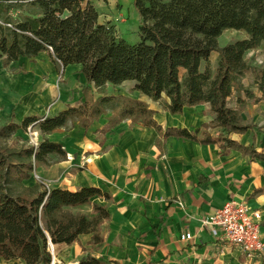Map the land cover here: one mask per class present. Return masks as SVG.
<instances>
[{
  "label": "trees",
  "instance_id": "16d2710c",
  "mask_svg": "<svg viewBox=\"0 0 264 264\" xmlns=\"http://www.w3.org/2000/svg\"><path fill=\"white\" fill-rule=\"evenodd\" d=\"M132 4L140 18L135 44L119 39L109 23H100L88 0H0L3 67L47 53L57 66L79 65L85 79L78 107L66 106L53 117H27L19 124L11 118L0 126L1 260L52 264L49 241L53 246L70 245L79 236L91 235V244L101 242L100 227L109 213L93 200L109 201L108 194L95 187L70 192L25 185L37 168L50 167L53 157L65 160L62 146L45 138L59 128L76 124L87 130L107 116L102 134L129 120L153 128L162 140H192L216 145L222 155L237 151L264 161L254 139L241 145L233 138L256 130L241 120L239 109L245 100H264V67L251 70L250 85L241 83L250 69L246 54L264 46V0H133ZM227 30L245 37L220 47L218 38ZM213 53L218 55L214 72ZM124 82H133L132 91L158 102L170 115L206 104L213 119L201 125V134L199 129L163 130L146 103L105 94L107 85ZM28 128L41 136L36 146L21 138V144L9 143ZM82 208L90 213L76 212ZM75 264L115 263L86 255Z\"/></svg>",
  "mask_w": 264,
  "mask_h": 264
},
{
  "label": "crops",
  "instance_id": "0c3cea01",
  "mask_svg": "<svg viewBox=\"0 0 264 264\" xmlns=\"http://www.w3.org/2000/svg\"><path fill=\"white\" fill-rule=\"evenodd\" d=\"M88 1L99 14L100 23L113 26L119 39L128 44L138 42L140 18L133 0ZM80 69L79 65L57 66L47 53L19 58L7 67L0 58V126L11 118L19 124L27 117H53L66 106L78 107L85 85ZM251 80L252 75L241 83L248 86ZM126 84L132 91L133 82L117 87ZM107 87L112 86L105 90ZM253 92L260 97L255 89ZM114 95L146 103L163 130L199 129L201 134V125L213 119L206 104L170 115L158 102L135 91ZM245 102L246 108L253 103L249 99ZM257 105L259 120L252 124L260 129L233 138L241 145L254 139L257 152L264 154V100ZM106 117L87 130L74 124L45 137L60 144L66 154L65 160L53 157L50 167L35 170L48 189L74 192L95 187L110 197L109 201L93 200L109 213L100 227L101 242L91 244V235H82L70 245H52L60 256L52 264H75L86 255L115 264H264V253L248 257L213 237L201 223L230 200L244 203L259 212L264 242V161L250 160L237 151L222 155L216 145L192 140H162L153 128L129 120L102 134ZM240 117L244 124L251 123L245 122L243 113ZM183 234L192 239L180 240Z\"/></svg>",
  "mask_w": 264,
  "mask_h": 264
},
{
  "label": "built area",
  "instance_id": "2783aa9c",
  "mask_svg": "<svg viewBox=\"0 0 264 264\" xmlns=\"http://www.w3.org/2000/svg\"><path fill=\"white\" fill-rule=\"evenodd\" d=\"M260 222L259 212L251 210L244 203L230 200L212 216L203 219L201 223L213 237L237 247L248 257H254L264 253ZM190 239H192L190 234H183L180 237L182 241ZM48 246L53 252L52 245L48 243Z\"/></svg>",
  "mask_w": 264,
  "mask_h": 264
},
{
  "label": "rangeland",
  "instance_id": "374dc122",
  "mask_svg": "<svg viewBox=\"0 0 264 264\" xmlns=\"http://www.w3.org/2000/svg\"><path fill=\"white\" fill-rule=\"evenodd\" d=\"M244 37H245L244 34L241 32H236L233 30H227V31H224L221 34V36L218 38V44L220 47H223V46H225L229 43H232L234 41L241 40ZM257 51L258 52L251 51V52L247 53L245 56L246 63L250 67V69L247 72H245V75L243 77V79H245V80H246V78L247 79L250 78L252 69L264 67V49L262 47H260ZM210 60H211L212 71L214 72L215 68H216V63L218 60V55L216 53L212 54ZM116 93H123L126 95H132V91L128 89V84L121 86V87H107L105 90V94H107V95H114ZM257 103H255V102L250 103L248 108H246V106H245V107L240 109V113L244 114L245 122H251L250 124H252V122H254V121L256 123L258 122V120H259L258 116L260 113L259 112L260 106L257 105ZM256 129L259 130L260 128L258 126H256ZM210 133L213 134V131H210ZM19 138H21L24 142H26L29 145H35V144L37 145V143L39 141V137H38L37 132L34 130H31L30 128H28V130L25 133H22V132L20 133V131L18 133H16L15 137H13L11 140H9L10 141L9 143L13 144L14 141H16V142H18V144H21V142L19 141L20 140ZM38 184L45 186V188L48 187L39 178V176L37 174H35V172H34L32 174V178L29 181H27L25 185L27 187H33L34 185H38ZM76 212L82 213V214H89L90 209L89 208H82L80 210H77ZM47 250L51 254L52 260H56L60 257V256H57V252L55 249H53V252H52V251H50L51 249L48 246ZM244 255H246V254H244ZM0 264H22V263L20 261H3L0 259Z\"/></svg>",
  "mask_w": 264,
  "mask_h": 264
},
{
  "label": "water",
  "instance_id": "95a60500",
  "mask_svg": "<svg viewBox=\"0 0 264 264\" xmlns=\"http://www.w3.org/2000/svg\"><path fill=\"white\" fill-rule=\"evenodd\" d=\"M49 243H50V241H49ZM51 244V243H50Z\"/></svg>",
  "mask_w": 264,
  "mask_h": 264
}]
</instances>
